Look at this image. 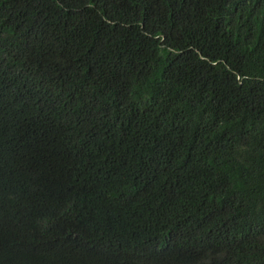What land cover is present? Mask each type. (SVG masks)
Segmentation results:
<instances>
[{
	"label": "trees",
	"instance_id": "trees-1",
	"mask_svg": "<svg viewBox=\"0 0 264 264\" xmlns=\"http://www.w3.org/2000/svg\"><path fill=\"white\" fill-rule=\"evenodd\" d=\"M0 264H264V0H0Z\"/></svg>",
	"mask_w": 264,
	"mask_h": 264
}]
</instances>
